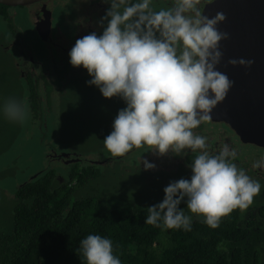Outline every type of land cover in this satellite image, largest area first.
Masks as SVG:
<instances>
[{
  "label": "flooded vegetation",
  "instance_id": "1",
  "mask_svg": "<svg viewBox=\"0 0 264 264\" xmlns=\"http://www.w3.org/2000/svg\"><path fill=\"white\" fill-rule=\"evenodd\" d=\"M81 1L84 8L79 12L85 16L82 15L80 22L70 24L69 28L59 33L55 26L53 9L55 6L52 7L54 0H42L30 5L0 4V16L5 18L6 24L9 23L14 32V39L0 38V56L4 54L12 56L6 62L0 61V67L6 70L7 67H14L19 75H23L30 83L28 102L31 103L34 122L38 128L42 126L47 129L49 122L44 114L42 115L45 111L38 110L43 108L35 86L39 85L40 91L45 90L50 100L47 109L51 110L50 102L53 97L61 98L67 95L68 83L85 78L92 68L95 71V83L100 88L92 93V97H98L97 105H103L104 102L101 92L108 94L113 88L118 93L128 91V85H134L138 92L145 90L164 95L167 93L169 101L183 96L185 99L183 107L181 104H175L170 106V109H163L170 110L176 115L175 118L181 114L177 123L171 126V128L178 127L194 93L200 61L201 17L207 6L215 0ZM24 8H27L32 15L35 31L39 36L41 31V37L48 45L50 55L46 60H37L35 56L33 57L35 52L42 57L43 52L40 49L37 51L26 48L22 36L14 26L13 19L17 15V10ZM163 8L169 13L166 18L160 19L158 12ZM119 28L125 34V38L115 43L114 46L118 51L114 56L108 57L104 54V36L107 33L114 34ZM141 46L146 50L144 55L141 51L127 52V49L141 48ZM135 54L137 57L132 58ZM4 57L8 58V56ZM93 60L96 62L95 66ZM133 60L134 66L127 69L126 63L131 64ZM158 61L164 66L170 65V73L166 72L165 68L159 67ZM189 67H192L190 72ZM163 82L168 83L161 90L160 85ZM141 83L143 84L138 87ZM48 84L52 85L54 90L48 91ZM37 99L39 100L34 104ZM103 106L106 109V105ZM121 107L113 105L115 114L113 113L110 121L112 128L119 125L118 123L124 118V115L116 114L117 109ZM137 113L141 114L140 111ZM138 114H134V117ZM93 118L97 124H100L99 117ZM157 118L158 116H153L148 119L138 115L133 118V123L126 126L131 128L130 133L127 134L125 131L119 133L114 137V143L111 142L109 145L112 147L118 145L143 123H145L143 126H147ZM179 134L180 143L185 147L179 156L166 161L151 158L157 162L156 167H153L151 162L150 165L149 162L142 163L141 159L145 158L143 156L130 161V152L135 147L130 148L131 151L126 149L130 151L129 153L125 150L115 156L112 155L114 153L108 152L106 153L110 157L108 160L119 162L117 166L112 167V170L115 173L123 169L124 172L121 173L129 175V180L135 176L141 179L151 178L166 187H169L170 183L177 185L179 178H184L181 172H185L189 185L187 187L177 185L175 191L179 195L178 200L163 197H150V200L157 203V206L173 209L181 215V220L223 221L234 234L233 241L243 233L245 244L261 243L259 250L254 251L251 256L255 259L260 257L259 264H264V147L244 142L238 135L234 123L214 121L205 116L191 122L181 132L173 135ZM62 136L65 137L63 141L59 137V140L57 139L62 144L56 146H52L56 141L43 138L44 142L50 145L47 155L50 162L56 160L65 166L80 164L84 167L86 161H90L94 167L101 165L107 168L106 163H95L94 160L97 159L89 157L90 154L86 155L83 150L73 148L64 151L63 148L68 147L72 139L63 132L60 133V137ZM87 141L89 139L85 140ZM244 152L251 153V157L243 156ZM76 159L80 161L66 165L67 161ZM174 165H176L174 170L168 168ZM52 166L53 163L49 165L51 168ZM56 171L58 180L64 183L69 172L64 174L57 169ZM75 183L70 184L69 189Z\"/></svg>",
  "mask_w": 264,
  "mask_h": 264
},
{
  "label": "trees",
  "instance_id": "2",
  "mask_svg": "<svg viewBox=\"0 0 264 264\" xmlns=\"http://www.w3.org/2000/svg\"><path fill=\"white\" fill-rule=\"evenodd\" d=\"M140 51L144 55L146 50L143 46L127 49L130 53ZM136 57L135 54L132 58ZM133 63L134 60L126 63L127 69ZM158 64L170 73V65L164 66L160 61ZM128 87V91L119 93L114 88L108 94L101 92L106 109L100 112L96 108L98 97H92V93L88 97L81 95L75 102L73 119L85 120L100 137L101 126L112 119L113 105H119L122 107L116 114L124 115L123 122L114 126L111 134H129L127 123L134 122V114L145 106L140 101L144 103L153 93L138 92L134 85ZM67 107L69 112L70 106ZM162 112L168 118L176 116L170 111ZM43 114L54 125L56 118ZM93 117H99L100 124ZM66 118L62 115L61 122ZM40 130L42 134L47 131L46 137L56 141L52 146L62 144L58 140L65 138L58 136V124L53 131L49 125ZM40 137L47 156L50 145ZM121 144L130 150L140 142L126 137ZM9 146L6 137L0 143V156L10 152ZM50 164L35 178L14 188L7 206L0 204V264H259L261 260L251 256L261 243L245 244L243 233L233 241L234 234L223 221L181 220L176 211L157 206L150 197L138 198L130 189L129 175L121 173L123 169L107 177L104 168L86 161L81 169L80 164L72 165L61 183ZM2 194L0 191V202Z\"/></svg>",
  "mask_w": 264,
  "mask_h": 264
},
{
  "label": "rangeland",
  "instance_id": "3",
  "mask_svg": "<svg viewBox=\"0 0 264 264\" xmlns=\"http://www.w3.org/2000/svg\"><path fill=\"white\" fill-rule=\"evenodd\" d=\"M53 3L52 7L55 6L53 9L55 10V26L57 27V33L60 31L64 32V30L69 28L70 24H76L83 18V13L82 15L80 13L84 8L81 0H54ZM168 13L169 11L167 9H160L158 12L159 18H166ZM6 22L5 18L0 16V38H4L6 40L14 39L12 27L9 23L6 24ZM13 22L16 30L19 32L20 36H22L26 48L29 50L35 49L37 51L40 49L43 52L42 57H39L40 54L36 52L33 57L35 56V59L37 60H46L50 55L48 45H46V41L35 31L33 18L29 10L27 8L18 9ZM124 38L125 34L120 30V28L114 34H105L104 54L108 57L114 56L118 51V48L114 46L115 43L120 40L123 41ZM109 52L111 53L110 56ZM4 56H8V58H5ZM10 57L12 56L4 54L0 56V61L6 62L8 59H11ZM95 64L96 62L93 60V66H95ZM191 68L192 67H189V72ZM1 69L2 68L0 67V143L4 139L6 140V137L8 138V141L10 140V152L0 156V185L2 184L0 186V191H3V197L0 204L5 207L7 206V201L9 197H11L13 189L20 184L35 178L45 169V167L48 166L47 164L53 163V167L64 174L69 172L70 167L65 166L62 163H58L56 160L50 162L48 156L45 154L46 149L43 145H41L42 142L40 136L43 138H49V140L51 137H46L48 135L47 131L42 134L40 127L38 128V125L34 122L35 119L33 117L32 106L31 103L29 104L28 102L30 94V83L28 80L24 79L23 75L20 76L19 72L12 66L7 67V70ZM109 70L111 71V67H109ZM94 72L95 71H93L92 68V70L85 75V78L69 82L67 86L69 90L66 92L68 94L61 96V98L58 96L53 97L50 102L52 107L51 110L47 109L50 101L49 96L45 94V90L40 91V88L38 87L39 85H36V92L41 97V106L43 108H39L38 110L42 112L44 110L47 112L49 114V118L53 116L56 118L54 125H51L49 121L51 131H53L55 125L58 124V136L60 137V133L63 132L69 137V139H72L68 143L69 146L63 148L64 151L77 148L78 150L86 152V149L89 148V157L91 156L93 159H97L94 160L95 163L107 164V168L103 169V172L107 173V177L112 175L115 176L112 167L117 166L119 162L117 160H108L110 157H108V154L106 153L112 152L114 153L112 154L113 156L119 155L126 149H129V147L123 148L121 143L115 145L114 147L109 145L111 142L114 143V135L111 134L112 125L110 123L101 126L102 135L99 137L97 135V129L91 130L90 128L92 126H89L85 120L76 118L73 119L72 117L74 114L73 111L76 108L75 102H78L81 99V95L88 97L90 93H94L100 89L98 84L95 83ZM167 83L168 82H163L160 85V89H164ZM142 84L143 83L139 84L138 87ZM47 88L48 91L54 90V87L50 84H48ZM166 94L164 95L163 93L154 91L153 94L146 98L144 103L140 101V103L145 104V106H141L139 108L141 114L137 113L138 115H142V117L148 119H151L153 116H158V118L154 122H150L147 126H143L145 124L143 123L140 128H136L132 132L130 137L133 138V141H143L136 146L132 152H130L131 150H126V153L130 152L131 154L129 155L131 156L130 161L143 156L145 157L144 159H141L143 164H147L146 162H149L150 165L151 162V165L156 167L157 162L153 161V159L157 161L170 160L171 158L179 156L182 150L185 149V147H182L180 143V134L172 135L170 133H160L156 135L153 134L149 137L151 132L155 129L171 128L173 123H177L181 115L180 114L173 119L170 117L168 118L162 112L163 109H170V106H175V104H181V107H183L185 103L183 96L169 101L167 100L168 96H166ZM38 100L39 99L36 100V103ZM67 106H70L69 112L66 111L69 108ZM96 108L97 111L100 112L104 109V106L100 104ZM62 115L67 117L63 122H61ZM122 122L123 121L118 124H121ZM143 122H145V120H143ZM150 128L152 129L148 132ZM86 139H89V141L85 142ZM116 141L117 140H115V142ZM99 148L101 149L98 150ZM242 155L245 157H251V153L248 152H244ZM127 156H125V159ZM96 166L99 168L105 167L101 165ZM80 167L83 166L81 165ZM168 168L174 170L176 165ZM181 173L184 178H179L177 185L187 187L189 185L187 175L185 172ZM130 182V189L138 198H140V196L143 199H146L147 197H163L171 200H178L179 198L178 193L175 191L178 186L172 183H170L169 187H166L157 180L151 178L141 179L137 176L131 177ZM110 185L111 184L108 183V186ZM6 190L10 192L6 193ZM164 201L167 202L168 200Z\"/></svg>",
  "mask_w": 264,
  "mask_h": 264
},
{
  "label": "water",
  "instance_id": "4",
  "mask_svg": "<svg viewBox=\"0 0 264 264\" xmlns=\"http://www.w3.org/2000/svg\"><path fill=\"white\" fill-rule=\"evenodd\" d=\"M39 1L0 0V4ZM200 38L194 93L181 123L155 129L149 137L179 133L205 116L234 123L244 142L264 147V0H215L202 14Z\"/></svg>",
  "mask_w": 264,
  "mask_h": 264
}]
</instances>
